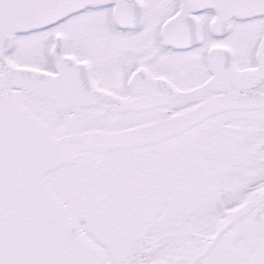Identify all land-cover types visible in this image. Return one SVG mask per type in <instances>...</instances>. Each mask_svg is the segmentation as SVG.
Returning a JSON list of instances; mask_svg holds the SVG:
<instances>
[{"label":"snow or ice","instance_id":"1","mask_svg":"<svg viewBox=\"0 0 264 264\" xmlns=\"http://www.w3.org/2000/svg\"><path fill=\"white\" fill-rule=\"evenodd\" d=\"M0 264H264V0H0Z\"/></svg>","mask_w":264,"mask_h":264}]
</instances>
